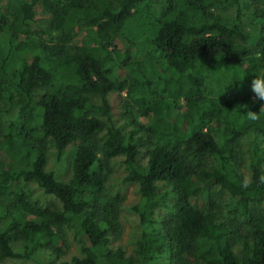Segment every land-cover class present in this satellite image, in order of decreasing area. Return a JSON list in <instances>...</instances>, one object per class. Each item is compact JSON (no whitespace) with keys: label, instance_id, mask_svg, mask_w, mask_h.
Masks as SVG:
<instances>
[{"label":"trees","instance_id":"obj_1","mask_svg":"<svg viewBox=\"0 0 264 264\" xmlns=\"http://www.w3.org/2000/svg\"><path fill=\"white\" fill-rule=\"evenodd\" d=\"M153 1L0 0V102L10 105L18 90L28 108L20 126L0 131V261L35 250L58 259L68 227L82 255L51 264H133L109 246L121 201L107 195L106 179L120 157L123 179L138 186L133 209L158 224L138 240L142 255L264 264V102L250 89L264 72V0L257 35L239 9L233 20L211 10L229 0H163L160 15ZM113 91L140 105L128 131L112 123ZM243 138L248 177L238 163ZM48 144L58 157L76 148L67 179L45 169ZM28 181L60 208L27 202Z\"/></svg>","mask_w":264,"mask_h":264},{"label":"rangeland","instance_id":"obj_2","mask_svg":"<svg viewBox=\"0 0 264 264\" xmlns=\"http://www.w3.org/2000/svg\"><path fill=\"white\" fill-rule=\"evenodd\" d=\"M154 7V14L160 15L165 8L163 0H154L152 3ZM238 9L241 12L242 25L252 34L261 33L257 27V17L263 10L262 0H229L221 4H213L211 10L219 13L222 17L233 20ZM0 19L4 18L3 13L0 12ZM90 26V25H89ZM86 26H83L84 29ZM78 36L73 39V43H78ZM253 50H259L254 44L251 45ZM114 57H120L118 50H114ZM260 53L257 51L256 57ZM12 103L10 105L0 102V131L6 128L9 123H14L15 126H20L28 115L27 103L24 96L18 91H13ZM112 109L111 120L114 125L118 126L122 132L132 129L134 120L140 115V105L132 100H129L126 91L123 92H109L107 94ZM96 103L99 102L98 97L94 98ZM180 104H184V99L179 100ZM263 110V109H262ZM264 111V110H263ZM102 135V134H101ZM240 147L238 148V163L239 167L246 177L249 176V152L247 151L248 142L245 138L240 139ZM259 146L261 147V155L264 166V139L259 138ZM76 148L72 145L68 146L61 157L57 156L54 146L48 144L46 148V166L47 171H52L57 179H67L70 174V166ZM126 170L122 159L116 157L109 162V172L106 179V193L111 198L121 201V208L116 217L115 233L111 236L109 246L112 248H124L126 255H131L134 259L133 264H169L168 258L164 254H156L152 258L142 255L138 250V240L141 238L143 232H148L158 228L157 222L143 223L140 214L133 209V206L139 201L140 195L138 186L134 182L125 181L123 179ZM21 187L25 194V199L32 205L49 206L51 208H60V203L53 195H47L43 190L33 181L21 182ZM162 190H172L168 185L161 187ZM223 198L228 199L230 193L227 190L220 191ZM175 196L170 193L168 201H173ZM5 203L4 201H2ZM10 207V205H9ZM262 207V206H261ZM264 213V207H262ZM170 208H164L160 214H171ZM169 212V213H168ZM62 235L63 242L57 241L61 246L62 252L59 258H52L46 250H35L29 256H19L3 259L0 264H51L59 261L71 260L72 256H81L80 243L73 238L72 230L68 227H63ZM22 251L20 250V253Z\"/></svg>","mask_w":264,"mask_h":264},{"label":"clouds","instance_id":"obj_3","mask_svg":"<svg viewBox=\"0 0 264 264\" xmlns=\"http://www.w3.org/2000/svg\"><path fill=\"white\" fill-rule=\"evenodd\" d=\"M242 79L241 78H235L232 81H234V80L240 81ZM250 89H251L252 93L254 94V101L264 102V72H256L255 73V75L253 76L251 83H250ZM239 105H240L239 111H241V109L248 108L247 104H239ZM262 108H264V103L261 104L260 110ZM246 112L248 113L249 118H252V119L256 118L257 113H255L251 110H248Z\"/></svg>","mask_w":264,"mask_h":264}]
</instances>
